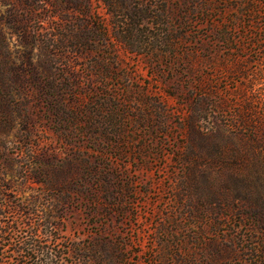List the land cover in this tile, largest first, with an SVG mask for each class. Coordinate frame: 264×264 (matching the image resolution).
<instances>
[{
	"label": "rangeland",
	"instance_id": "374dc122",
	"mask_svg": "<svg viewBox=\"0 0 264 264\" xmlns=\"http://www.w3.org/2000/svg\"><path fill=\"white\" fill-rule=\"evenodd\" d=\"M110 18L103 0H0V186L36 200L48 241L113 240L122 264H264V148L195 103L206 26L189 15L171 49L146 35L151 55Z\"/></svg>",
	"mask_w": 264,
	"mask_h": 264
},
{
	"label": "trees",
	"instance_id": "16d2710c",
	"mask_svg": "<svg viewBox=\"0 0 264 264\" xmlns=\"http://www.w3.org/2000/svg\"><path fill=\"white\" fill-rule=\"evenodd\" d=\"M103 3L111 21L102 32L111 29L119 43L138 53L152 55L156 50L155 38L146 35H162L160 45L173 48L177 40L174 35L186 34L189 15L198 25H205L206 37L198 38L199 43L205 39L206 45L201 44L199 50L200 53L206 50L212 73L196 76L199 98L195 103L209 100L214 131L249 135L257 146L264 148V0H103ZM176 7L181 8L177 17L179 33L172 25ZM4 46L0 38V63L5 60ZM196 108L194 112H204L199 105ZM0 187V264H88L89 260L93 264H122L128 259L129 252L123 245L105 238L87 243L56 241L58 237L53 236L55 241H48L52 231L39 230L41 219L30 211L36 200L20 201L4 191L9 190L8 186ZM250 217L264 226V216ZM46 221L49 222L48 218Z\"/></svg>",
	"mask_w": 264,
	"mask_h": 264
}]
</instances>
